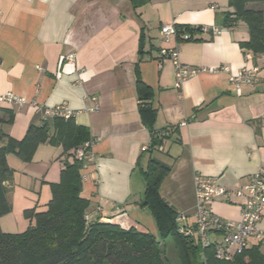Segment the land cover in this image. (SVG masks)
Wrapping results in <instances>:
<instances>
[{"label":"crops","instance_id":"crops-1","mask_svg":"<svg viewBox=\"0 0 264 264\" xmlns=\"http://www.w3.org/2000/svg\"><path fill=\"white\" fill-rule=\"evenodd\" d=\"M249 6L262 8L264 15V5ZM231 11L228 0H0V94L28 99L21 107L0 103L14 114L2 129L19 140L29 125L50 121L44 108L65 103L94 142V161L81 187L91 219L158 237L151 212L138 204L145 189L142 170L153 158L169 168L159 185L161 196L176 217L184 215L193 224L196 175L234 188L264 169V53L241 48L248 28L242 20L227 28ZM167 23L175 24L178 34L164 43L160 27ZM199 25L220 30L204 33L194 28ZM161 47H176L181 63L204 71L176 86L174 66L161 58ZM69 53L71 61L64 59ZM243 67H256L257 81L234 88L229 77ZM139 80L151 89L150 97L145 89L139 95ZM140 96L149 107H140ZM153 134L164 136L161 145L150 147ZM37 153L43 166L55 164L51 174L20 170L23 164L8 154L14 170L8 186L18 173H29L34 186L44 182L39 202L46 205L47 184L59 180L58 171L70 157L47 143L39 144ZM209 208L236 221L240 199H214ZM3 218L2 231L21 232ZM257 226L264 232V215ZM256 244L264 251V236L249 239L248 246Z\"/></svg>","mask_w":264,"mask_h":264},{"label":"trees","instance_id":"trees-1","mask_svg":"<svg viewBox=\"0 0 264 264\" xmlns=\"http://www.w3.org/2000/svg\"><path fill=\"white\" fill-rule=\"evenodd\" d=\"M228 3L232 11L226 17L225 26L244 21L249 38L240 43L241 48L253 54L264 53L263 10L249 6L264 5V0H228ZM137 87L139 95L144 89L149 97L152 95L141 80L137 81ZM139 98L143 100L141 108L149 107L147 98ZM0 112L3 113L0 117V218L12 208L7 193L14 170L7 164L8 154L27 161L39 144L47 143L61 146L62 154L70 157L64 161L59 181L50 183L51 197L46 208L24 209V215L34 216L36 223L21 232L0 229V264H171L166 257V241L175 250L177 264H264L260 244L247 246L232 260H218L212 245L201 248L195 238L178 233L176 211L159 192L160 182L169 168L153 158L142 170L145 189L138 204L151 212L158 237L134 227L123 228L100 217L91 219L90 201L81 196L82 164L75 157L76 149L89 141L87 128L77 125L72 117L55 116L40 125H29L23 138L17 140L2 129L3 125L12 123L13 111L0 108ZM163 137L153 134L150 147L161 145Z\"/></svg>","mask_w":264,"mask_h":264},{"label":"built area","instance_id":"built-area-1","mask_svg":"<svg viewBox=\"0 0 264 264\" xmlns=\"http://www.w3.org/2000/svg\"><path fill=\"white\" fill-rule=\"evenodd\" d=\"M228 26L227 28H231ZM196 30L204 33L216 34L220 27L216 25H199ZM164 43H168L177 36L178 30L175 24L167 23L160 27ZM186 38H190L186 36ZM163 60H169L174 66L176 86H179L187 78L196 73L204 71L184 65L180 62L176 47H161L159 50ZM250 58V53L245 55ZM73 53L67 54L64 59L71 61ZM233 87L239 84L253 85L257 81V68H241L236 75L229 77ZM11 103L21 107L28 102V99L14 93L0 94V103ZM44 117H72V111L65 103H60L43 110ZM94 142L89 140L79 146L75 151V157L81 162V181L88 180L85 170L94 161L92 146ZM144 149V148H143ZM196 202L194 206V223L188 224L184 215L176 217L178 233L193 237L201 248L213 246V255L218 260H232L236 255L241 254L249 244V239L255 237L261 239L264 232L258 229L257 224L264 215V169H258L251 174L244 183L238 187L227 188L220 185L217 179L212 176L196 175L194 177ZM218 198L240 199V215L236 221L223 219L209 208V203ZM219 238L215 239V235Z\"/></svg>","mask_w":264,"mask_h":264},{"label":"rangeland","instance_id":"rangeland-1","mask_svg":"<svg viewBox=\"0 0 264 264\" xmlns=\"http://www.w3.org/2000/svg\"><path fill=\"white\" fill-rule=\"evenodd\" d=\"M39 151H41V150H39ZM38 153L36 154V156L34 155L35 154L34 153L32 158L30 160H27V161L21 160L19 158H15V157L14 158L18 159V161L23 164V166L21 167L20 170H29L30 172L36 170L39 173V172H41L42 169H43V171L49 169V175H50L55 164L53 167H51V165H48V167H47V165L43 166L44 162L42 160L39 161V159L37 157ZM52 163H56V162H52ZM17 175L18 176H16V179H15L16 182L14 184H11V186L8 190V193H7L8 199L11 203L12 208H11V211L9 213L3 215V217H4L3 220L4 219H7V220L11 219L12 222H11L10 226L14 225V227H13L14 230L19 231V229H20V231H23L29 225H34L36 223V219L34 216L31 218H28L24 215V212H23L24 209L27 206H31L29 208H35V210H37V211H41V210L46 208V205H42L39 202V186L43 185L44 182L40 183V182L36 181L35 186H34V184L30 182L31 179L29 178V175H30L29 173H25L24 175H26V176H21V174H19V173ZM56 176H57V174H56ZM59 177H60V171H58V179H59ZM39 181H40V178H39ZM47 185H48V187L50 186L49 183ZM13 202H15L14 209H13ZM23 203L25 205H22ZM27 203L30 205H28ZM23 222H24V225H23ZM170 244L171 243L169 241H166V249H165L166 250V257L168 258V260L171 264H177L175 253L172 250H170V246H169Z\"/></svg>","mask_w":264,"mask_h":264}]
</instances>
